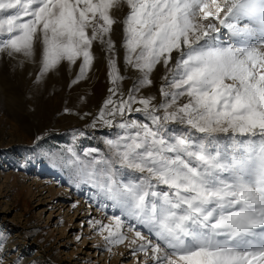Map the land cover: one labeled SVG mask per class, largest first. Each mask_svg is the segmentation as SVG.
<instances>
[{
	"label": "snow or ice",
	"instance_id": "snow-or-ice-1",
	"mask_svg": "<svg viewBox=\"0 0 264 264\" xmlns=\"http://www.w3.org/2000/svg\"><path fill=\"white\" fill-rule=\"evenodd\" d=\"M94 45L111 87L92 127L120 131L106 151H68L74 177L119 211L93 224L106 250L264 264V0H0V55L38 65L37 83L78 61L71 84L87 79ZM158 66L159 100L143 94Z\"/></svg>",
	"mask_w": 264,
	"mask_h": 264
},
{
	"label": "rangeland",
	"instance_id": "rangeland-1",
	"mask_svg": "<svg viewBox=\"0 0 264 264\" xmlns=\"http://www.w3.org/2000/svg\"><path fill=\"white\" fill-rule=\"evenodd\" d=\"M123 14L124 10L118 13ZM114 29L113 38L119 42L122 30L115 25ZM94 54L88 78L78 84L71 81L79 72V61L76 66L62 65L37 83L38 65H21L19 59L0 55L2 264H141V254L134 255L125 244L106 250L93 224L97 219L105 223L119 211L111 202L98 203L95 189L74 177L68 151L71 148L81 158L89 148L106 151L105 139L120 131L98 122L92 127L111 87L107 54L96 45ZM117 57L126 93L135 74L126 68L119 43ZM162 75L158 66L152 88L143 94L159 100ZM123 231L133 236L127 227Z\"/></svg>",
	"mask_w": 264,
	"mask_h": 264
},
{
	"label": "bare ground",
	"instance_id": "bare-ground-1",
	"mask_svg": "<svg viewBox=\"0 0 264 264\" xmlns=\"http://www.w3.org/2000/svg\"><path fill=\"white\" fill-rule=\"evenodd\" d=\"M87 212H90V211L88 210ZM97 221H100V220L97 219ZM108 222H109V220H108L107 222H105V223H108ZM128 237H129V236H128ZM130 238H131V237H130ZM130 238H129V239H130ZM125 246H126L127 249H131V248L128 246L127 243H125ZM137 253H140V254H141L142 260H141L140 263H141V264H144V261L146 260V257H145L144 254L141 253V252H137ZM120 255L122 256L123 253H122V254L120 253ZM136 256H137V255H136Z\"/></svg>",
	"mask_w": 264,
	"mask_h": 264
}]
</instances>
